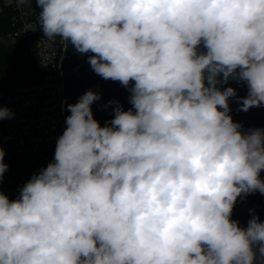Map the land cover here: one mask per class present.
<instances>
[{"label": "clouds", "instance_id": "1", "mask_svg": "<svg viewBox=\"0 0 264 264\" xmlns=\"http://www.w3.org/2000/svg\"><path fill=\"white\" fill-rule=\"evenodd\" d=\"M35 2L24 31L91 54L131 107L110 100L101 126L97 92L67 104L54 160L15 199L0 191V264H255L264 221L232 213L264 194V129L242 131L229 100L264 106V0ZM14 115L0 105V121Z\"/></svg>", "mask_w": 264, "mask_h": 264}, {"label": "built area", "instance_id": "2", "mask_svg": "<svg viewBox=\"0 0 264 264\" xmlns=\"http://www.w3.org/2000/svg\"><path fill=\"white\" fill-rule=\"evenodd\" d=\"M30 7L17 0H0V18L9 23L11 34L35 41L41 72L36 83L0 88V105L15 114L12 119L0 121V147L13 163L36 174L54 160L57 139L66 128L67 99L61 69L66 50L63 41H49L39 30L24 31L26 24L38 23L41 11L35 0H31ZM0 191L15 199L20 190L13 177L3 176Z\"/></svg>", "mask_w": 264, "mask_h": 264}, {"label": "water", "instance_id": "3", "mask_svg": "<svg viewBox=\"0 0 264 264\" xmlns=\"http://www.w3.org/2000/svg\"><path fill=\"white\" fill-rule=\"evenodd\" d=\"M65 55L61 69L64 71L66 109L67 104L78 102L79 98L89 89L97 92L101 97L100 100L92 105L94 118L99 121L101 126L113 118L114 105L105 107L110 100L118 101L125 110L131 107L128 89L118 81L104 80L92 70L88 63V56L91 54L77 52L72 44L68 42ZM228 86L235 88L239 97H245L248 94V88L243 83L230 80L228 84L222 85V87ZM229 105L231 108L230 115L234 122L242 125V131L247 132L256 128L264 129V106L253 107L247 112L240 111V103L235 97L230 98ZM65 115V118L70 115L68 110H66ZM260 176L261 179H264V171H261ZM252 215H258L260 220L264 221V194L258 191L242 195L237 199L232 219L238 221L241 227H246ZM255 264H264V256H261L258 251Z\"/></svg>", "mask_w": 264, "mask_h": 264}, {"label": "trees", "instance_id": "4", "mask_svg": "<svg viewBox=\"0 0 264 264\" xmlns=\"http://www.w3.org/2000/svg\"><path fill=\"white\" fill-rule=\"evenodd\" d=\"M34 40L22 39L11 34L9 23L0 18V88L16 87L36 83L41 72ZM8 170L4 174L13 177L19 190L34 173L30 168L13 163L9 156L4 157Z\"/></svg>", "mask_w": 264, "mask_h": 264}]
</instances>
